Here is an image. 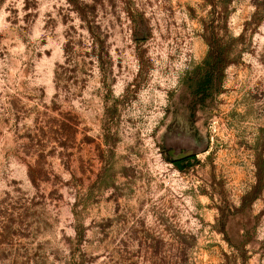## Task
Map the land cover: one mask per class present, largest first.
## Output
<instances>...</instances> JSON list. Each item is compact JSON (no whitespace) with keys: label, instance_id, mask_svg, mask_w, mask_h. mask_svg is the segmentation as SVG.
<instances>
[{"label":"rangeland","instance_id":"rangeland-1","mask_svg":"<svg viewBox=\"0 0 264 264\" xmlns=\"http://www.w3.org/2000/svg\"><path fill=\"white\" fill-rule=\"evenodd\" d=\"M0 264H264V0H0Z\"/></svg>","mask_w":264,"mask_h":264},{"label":"flooded vegetation","instance_id":"flooded-vegetation-1","mask_svg":"<svg viewBox=\"0 0 264 264\" xmlns=\"http://www.w3.org/2000/svg\"><path fill=\"white\" fill-rule=\"evenodd\" d=\"M191 157H186V158H183V159H178V160H175L174 161V163L176 164V163H179L177 166H180V164L182 163V162H184V161H187V160H189Z\"/></svg>","mask_w":264,"mask_h":264},{"label":"trees","instance_id":"trees-1","mask_svg":"<svg viewBox=\"0 0 264 264\" xmlns=\"http://www.w3.org/2000/svg\"><path fill=\"white\" fill-rule=\"evenodd\" d=\"M214 48V47H213ZM177 165L179 164V163H176Z\"/></svg>","mask_w":264,"mask_h":264}]
</instances>
